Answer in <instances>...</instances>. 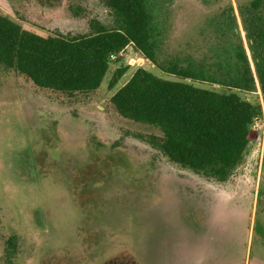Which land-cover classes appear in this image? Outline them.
Here are the masks:
<instances>
[{
	"label": "rangeland",
	"instance_id": "rangeland-1",
	"mask_svg": "<svg viewBox=\"0 0 264 264\" xmlns=\"http://www.w3.org/2000/svg\"><path fill=\"white\" fill-rule=\"evenodd\" d=\"M250 1L155 2L160 62L180 56L185 67L187 56L214 62V19L235 10L263 112L226 184L175 165L137 138L159 130L117 112L111 99L139 68L179 80L135 47L90 94L41 88L0 65V264H264V102L239 13ZM0 15L44 37L87 35L94 19L117 27L104 0H0Z\"/></svg>",
	"mask_w": 264,
	"mask_h": 264
},
{
	"label": "trees",
	"instance_id": "trees-1",
	"mask_svg": "<svg viewBox=\"0 0 264 264\" xmlns=\"http://www.w3.org/2000/svg\"><path fill=\"white\" fill-rule=\"evenodd\" d=\"M210 6L220 0H200ZM226 1V0H224ZM116 28L99 20L90 33L38 35L7 16L0 15V65L15 69L36 86L70 95L97 91L110 68L129 46L161 71L179 79L162 78L139 68L112 97L120 116L148 125L161 133L137 138L208 182L226 184L245 160L252 125L263 106L255 93L256 77L244 45L232 5L215 20V42L209 46L214 62L174 56L160 62V10L156 0H104ZM246 38L253 54L264 102V0L239 6ZM127 68H119L121 78ZM193 82H209L223 91L206 89ZM243 94L253 95L247 98Z\"/></svg>",
	"mask_w": 264,
	"mask_h": 264
},
{
	"label": "built area",
	"instance_id": "built-area-1",
	"mask_svg": "<svg viewBox=\"0 0 264 264\" xmlns=\"http://www.w3.org/2000/svg\"><path fill=\"white\" fill-rule=\"evenodd\" d=\"M115 58H116V57H114V56L112 57L113 60H114Z\"/></svg>",
	"mask_w": 264,
	"mask_h": 264
}]
</instances>
